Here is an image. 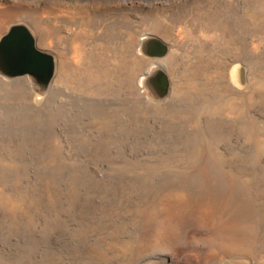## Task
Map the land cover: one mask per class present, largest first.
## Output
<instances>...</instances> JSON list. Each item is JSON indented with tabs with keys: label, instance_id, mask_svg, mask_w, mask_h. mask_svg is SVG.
<instances>
[{
	"label": "rangeland",
	"instance_id": "obj_1",
	"mask_svg": "<svg viewBox=\"0 0 264 264\" xmlns=\"http://www.w3.org/2000/svg\"><path fill=\"white\" fill-rule=\"evenodd\" d=\"M10 1L25 15L0 40L30 28L57 69L44 94L0 76V264H264V1L247 49L240 27L186 37L170 18L174 36L151 31L158 2L107 0L74 19L96 0ZM145 36L168 47L161 101L141 84L155 65Z\"/></svg>",
	"mask_w": 264,
	"mask_h": 264
},
{
	"label": "bare ground",
	"instance_id": "obj_2",
	"mask_svg": "<svg viewBox=\"0 0 264 264\" xmlns=\"http://www.w3.org/2000/svg\"><path fill=\"white\" fill-rule=\"evenodd\" d=\"M124 1H125L126 4H128L127 6H125V7H127V9L133 7V4L135 3L134 0H124ZM262 1H264V0H261V2ZM96 2L97 3H95V5H93L92 7H88L87 6V7H84L82 9L83 6L82 7L80 6L81 10L80 9H76V11L74 10V12L73 11L72 12L69 11V12H66V13H68V15L71 18H74V19H76L79 16H85V15H87V12L89 13L90 11H91V14H92L95 10H97V9H99L101 7L100 4H105L107 2V0H96ZM156 2H158L160 4V6L156 9L155 12L152 13V16H151L150 30L153 31V32H157L159 34H162L166 38H171L172 35L174 36L175 29H177L176 27H174L172 25V22H174L173 19H175L176 22H178L177 26L179 28L177 30L179 31V33L182 32L184 34V36H186V37L187 36L193 37V34L196 31L199 32V33H200V31H204L203 33L206 34V33H209V31L213 32V33L215 31H221L224 28H226V26H227V28H230V29H233V30L235 28H239L240 27L239 30L243 31V33L241 35V37H242L241 38L242 40L240 42L241 45L244 46L245 49H247V47L250 46L248 44L249 43V41H248L249 40L248 32H250V30H251V28H250L251 22L250 21H251V14H252V11H253L252 10L253 0H231L230 3H228L226 5V7H222L221 6L220 0H144L145 6H152ZM10 3H11L10 0H0V30L2 29V27H4V25L8 21L14 20V19L16 20V18H21V17H23L25 15V14L21 15V13H22L21 11L11 12V11H14V10H11L12 9L11 6H8V4H10ZM174 5H177V7H178V5H181L178 8L180 10L177 11V14L182 12L181 11L182 9L183 10L186 9V7L189 8V9L187 8L188 12L185 10V14L180 13L181 16H178V18H176V16L173 15L172 11H170V7H173ZM25 11H26V9H25ZM59 12L60 11H58V13ZM30 15H27V16L30 17ZM31 17H32V15H31ZM170 18H171L172 22L170 21ZM187 24H189L190 29H187L188 28V27H186ZM56 26H58V25H56ZM125 26H126V28L128 30L129 41H130L131 47H132V44H135V46H136V44H137V33L138 32L134 29V26H132L129 23H126ZM28 29L31 32V34L33 35V37H34V39L36 41V45H37V40H36L35 35L33 34V32L31 31L30 28H28ZM75 36H76V40H78V41H85L88 38L86 36V33L84 32V30L83 31L82 30L78 31L77 34L75 33ZM223 36L224 37H222V42H223V39L225 40L226 38L231 37L232 33H228V31H227V33L223 34ZM155 39H158V38H155V37H152V36L143 37L142 40H141V43H140L139 51H138L139 55L142 58L147 59V60H152V61H154L153 63L155 64L154 66H152L148 70V74L146 76V79H150L155 74L157 69L158 70H162V68H163L158 63V61H160V59L148 57L143 52V48H145V46H147L148 43H150L151 41H153ZM73 41H75V40H73ZM162 43L164 44V42H162ZM245 49H243L244 52H241L240 57H241L242 60L249 61L251 59V57L248 56V53H246L247 51ZM55 61H56V58H55ZM246 72H248V69H244V68H241L240 66H237L233 70V75L240 76V75L246 74ZM0 76H2V75L0 74ZM2 77L6 78L4 76H2ZM25 77H28V76H25ZM19 78H23V77H19ZM6 79H10V78H6ZM14 79H16V78H14ZM30 79H31V77H30ZM31 81H32V83L34 85H36V82L33 79H31ZM143 82H144V79L141 80V84H143V88H144V83ZM51 83L45 89L40 87V86H39L40 87L39 88L36 85V87L39 90L38 93L44 94V92H42V91L48 90L50 88V86H51ZM211 213L213 214V212H211ZM217 215H218L217 213H214V215L212 217L213 221H215L217 219V217H218ZM236 227H237L236 223H232L230 225V227H227V229H226L227 231H225V232H232V233L236 232L237 231ZM155 231L156 230H154V232ZM156 233H157V231H156ZM158 234H159V232H158ZM154 236H156V235H154ZM230 236H231V234H230ZM161 238H162V236H161ZM214 240H213V242H216L217 240H223V238H218V239L215 238ZM226 240H224L223 242H219V243H221V245L223 244L226 247L228 246V248H229V243H227L228 240L227 241ZM231 240L233 241V239H230V241ZM242 241H239V242H242ZM240 245H241V243H240ZM233 247H234V245H233ZM225 250L228 251L227 249H225Z\"/></svg>",
	"mask_w": 264,
	"mask_h": 264
},
{
	"label": "water",
	"instance_id": "obj_3",
	"mask_svg": "<svg viewBox=\"0 0 264 264\" xmlns=\"http://www.w3.org/2000/svg\"><path fill=\"white\" fill-rule=\"evenodd\" d=\"M168 47L155 39L143 48L146 56L162 58ZM0 74L6 78L31 77L40 87L47 88L56 74L55 58L38 49L36 41L24 25H14L0 40ZM144 89L156 101L170 93V81L166 73L156 70L150 78H144Z\"/></svg>",
	"mask_w": 264,
	"mask_h": 264
}]
</instances>
